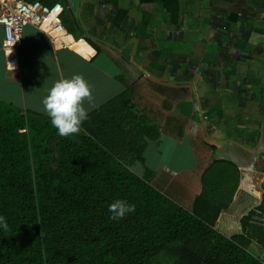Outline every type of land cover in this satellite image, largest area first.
Wrapping results in <instances>:
<instances>
[{"label": "crops", "instance_id": "obj_1", "mask_svg": "<svg viewBox=\"0 0 264 264\" xmlns=\"http://www.w3.org/2000/svg\"><path fill=\"white\" fill-rule=\"evenodd\" d=\"M38 1L60 4L82 45L55 48L26 28L14 71L0 48V102L51 118L43 99L76 74L91 88L88 114L128 90L130 111L158 133L129 169L189 211L219 162L236 188L214 228L240 235L252 210L264 228V0H166L175 15L159 1ZM246 251L264 260L255 241Z\"/></svg>", "mask_w": 264, "mask_h": 264}, {"label": "trees", "instance_id": "obj_2", "mask_svg": "<svg viewBox=\"0 0 264 264\" xmlns=\"http://www.w3.org/2000/svg\"><path fill=\"white\" fill-rule=\"evenodd\" d=\"M142 1L176 13L166 0ZM129 98L126 90L91 112L68 137L51 118L0 102V216L8 223L0 226V264H152L164 253L176 264H264L246 251L250 241L264 251L255 210L242 217L240 235L214 228L236 188L219 162L205 171L189 211L129 169L142 162L146 139L158 137ZM116 200L135 211L113 220Z\"/></svg>", "mask_w": 264, "mask_h": 264}, {"label": "built area", "instance_id": "obj_3", "mask_svg": "<svg viewBox=\"0 0 264 264\" xmlns=\"http://www.w3.org/2000/svg\"><path fill=\"white\" fill-rule=\"evenodd\" d=\"M63 7L59 4L43 5L38 0H0V48L5 56L6 46L12 49L7 59L17 66V54L22 45L24 30L33 27L45 34L55 48H72L82 45V40H75L62 22Z\"/></svg>", "mask_w": 264, "mask_h": 264}, {"label": "clouds", "instance_id": "obj_4", "mask_svg": "<svg viewBox=\"0 0 264 264\" xmlns=\"http://www.w3.org/2000/svg\"><path fill=\"white\" fill-rule=\"evenodd\" d=\"M12 49L6 46L5 56L8 58ZM8 69L15 70L13 63L8 60ZM90 85L82 75L76 74L71 78L56 81L43 99L44 111L51 117V123L62 137L81 132L82 123L88 118V110L84 107L85 100H91ZM113 220L123 219L128 213L135 211V206L124 200H116L109 205ZM0 226L8 229L5 217L0 216Z\"/></svg>", "mask_w": 264, "mask_h": 264}, {"label": "rangeland", "instance_id": "obj_5", "mask_svg": "<svg viewBox=\"0 0 264 264\" xmlns=\"http://www.w3.org/2000/svg\"><path fill=\"white\" fill-rule=\"evenodd\" d=\"M176 259L175 257L167 254V253H164V254H161L159 255V257L153 261L152 264H176Z\"/></svg>", "mask_w": 264, "mask_h": 264}]
</instances>
